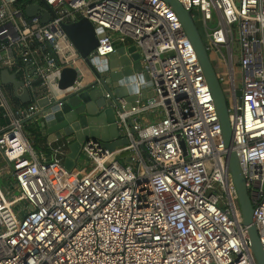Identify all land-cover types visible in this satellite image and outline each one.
Here are the masks:
<instances>
[{
  "label": "built area",
  "instance_id": "obj_1",
  "mask_svg": "<svg viewBox=\"0 0 264 264\" xmlns=\"http://www.w3.org/2000/svg\"><path fill=\"white\" fill-rule=\"evenodd\" d=\"M178 1L199 11L204 47L222 66L229 148L264 250V0ZM28 3L48 19L26 16ZM80 16L101 29L86 54L96 68L116 43L131 44L149 77L120 80L136 94L130 106L124 95L110 102L126 141L108 149L88 137L67 169L68 141L36 147L27 127L37 128V100L60 92L62 67L76 72L68 90L95 79L61 28ZM1 68L29 98L0 82V264H254L210 90L164 0H0Z\"/></svg>",
  "mask_w": 264,
  "mask_h": 264
},
{
  "label": "water",
  "instance_id": "obj_2",
  "mask_svg": "<svg viewBox=\"0 0 264 264\" xmlns=\"http://www.w3.org/2000/svg\"><path fill=\"white\" fill-rule=\"evenodd\" d=\"M175 12L180 25L189 39L198 62L201 66L204 79L211 93L212 101L216 110L221 130V139L226 148V164L230 172L232 182L235 187L237 201L241 213V222L246 226L249 248L253 256L254 264H264V250L258 238L256 228L251 221L252 204L250 194L247 192L244 177L240 171L236 153L229 148L232 140V131L228 119L225 95L229 93L226 81L218 80L215 71L222 68L216 64L215 58L208 55L203 39L204 30L200 24L199 11L184 8L178 0H164ZM23 12L26 16L40 13V20L45 21L49 17L48 11H40L35 3L25 4ZM61 28L71 41L78 54L83 58L88 67H90L95 79L85 82L74 90H68L75 77V69L71 66H64L59 71L57 78V88L61 92L55 91V94L48 97L43 96L37 100L38 109L32 114H38L37 128L41 127L46 132L53 133L54 137L64 138L68 141L67 152L63 158V166L70 168L78 156L79 144L88 137H97L102 140L104 145L111 149L115 144H121L126 141L124 136H119V132L114 123V110L110 105L111 100L115 102L114 97L124 95L128 107L133 103L136 97L135 93L128 94L126 88L119 85L123 79H148L147 71L141 66L137 53L131 44L115 46L113 51L101 58L102 65L100 69L96 68L87 57V52L95 45V30L92 23L85 17L61 23ZM232 59L236 62L237 55L233 54ZM237 69L238 65L235 64ZM0 82L10 83L12 95L22 101L29 98L28 91L23 88L21 94L16 93L15 86L18 81L13 72L7 69H0ZM139 91L142 90V83H138ZM241 85L239 80L235 81V86ZM135 90L136 84L132 85ZM106 90L111 93L110 98L105 99L102 95ZM236 88V95L239 94ZM143 97L144 94L140 93ZM237 102L239 97L236 98ZM180 144L183 152L184 145L182 140ZM142 148L143 146L140 145ZM212 264V263H210Z\"/></svg>",
  "mask_w": 264,
  "mask_h": 264
},
{
  "label": "crops",
  "instance_id": "obj_3",
  "mask_svg": "<svg viewBox=\"0 0 264 264\" xmlns=\"http://www.w3.org/2000/svg\"><path fill=\"white\" fill-rule=\"evenodd\" d=\"M121 44L122 43H116L115 46H118V45H121ZM35 132H36V134H35V136L33 135L32 142H33V144L36 147H45L48 144L54 143L53 141H55L56 139L61 138V137H58V138L54 137L53 133L46 132V130L44 128H41V127H38L37 129H35ZM79 162H80V165H81L82 164V160H80L78 158L77 161L75 162V166L79 167V165H78Z\"/></svg>",
  "mask_w": 264,
  "mask_h": 264
},
{
  "label": "trees",
  "instance_id": "obj_4",
  "mask_svg": "<svg viewBox=\"0 0 264 264\" xmlns=\"http://www.w3.org/2000/svg\"><path fill=\"white\" fill-rule=\"evenodd\" d=\"M28 128V130H29V133H30V135H31V139H32V137H33V135L35 136V134H36V132H35V129H37V128H33V127H27ZM62 140H65L66 141V139H64V138H62ZM33 143V142H32Z\"/></svg>",
  "mask_w": 264,
  "mask_h": 264
},
{
  "label": "rangeland",
  "instance_id": "obj_5",
  "mask_svg": "<svg viewBox=\"0 0 264 264\" xmlns=\"http://www.w3.org/2000/svg\"><path fill=\"white\" fill-rule=\"evenodd\" d=\"M214 23V20L212 21V24ZM60 90V92L62 91L61 89H59ZM227 103L229 104V99L227 100ZM79 159L80 160H83V162H84V160L85 159H83L82 157H79ZM78 165L80 166V162L78 163Z\"/></svg>",
  "mask_w": 264,
  "mask_h": 264
}]
</instances>
